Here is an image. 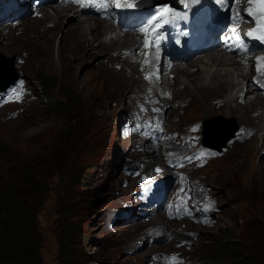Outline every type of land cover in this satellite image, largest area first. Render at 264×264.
Returning a JSON list of instances; mask_svg holds the SVG:
<instances>
[{
	"label": "rangeland",
	"instance_id": "rangeland-1",
	"mask_svg": "<svg viewBox=\"0 0 264 264\" xmlns=\"http://www.w3.org/2000/svg\"><path fill=\"white\" fill-rule=\"evenodd\" d=\"M53 4L41 7V12L50 13V9L57 6ZM15 8L19 6L12 4L5 7L3 15L8 17ZM36 11L37 9H32L31 1L24 7V12L28 13L26 16H34L20 20L21 13L12 14L15 16H9V21L14 22L0 27V55L4 58L2 63L8 65V60L14 57L13 70L18 75V80L25 79L28 84L25 99L21 104L4 106L0 110V151H3L0 156V169L10 170L33 154L46 160L53 151L63 149L61 162H65L67 175L61 174L51 179L46 199L37 215L41 233L42 264H57L59 234L64 235L65 230L70 229L74 231L71 239L73 243L70 245L80 250L79 256L85 259H78L80 264H228L229 261L224 258H221L219 263L208 259L212 244L224 231H231L235 242L243 246L242 251L237 252L242 256V263L231 264H253L248 260L253 255L251 250L258 245L256 249L264 252V238L260 239L256 235L258 228L264 225V142L259 137L264 131V123H260L258 129L248 130L252 137L241 136V140L235 139L234 136L226 145L224 155L210 161L205 168L190 170L189 174L194 182L187 189L194 192L199 187L206 186L205 191L209 192L213 199L206 200L205 205L201 198L193 207L195 215L191 220H186L184 215L178 212L180 207L177 212L173 213L172 210V220L168 219L164 214L171 215L168 213L171 207H167L170 200L177 203L185 186L176 174L169 175L163 168L161 159L164 157V150L169 149V143H166V140L161 142L163 146L157 153L159 160L141 159L137 145H145L151 140V135L145 136L143 140L133 141L138 143L137 145H131V139L134 138L130 135L134 132L139 137L142 136V132L139 134L137 131L146 123H141L145 120L142 116L147 114L143 108L134 107L133 110L130 101H114L111 96L105 100H97L98 102L90 97L94 85L98 86L97 89L101 93L108 88L109 71L119 69V65L111 64L110 58L119 54L108 53L95 42L93 48L82 51L79 59H67L66 65L63 66L56 51L61 36L70 37L73 34L71 31L67 32V28L75 22L68 14L58 28L48 55L34 59L37 54L34 48L35 37L41 34V20L44 18L43 13ZM79 17L81 20L88 18L109 25L88 15ZM10 26L13 29H4ZM114 33L122 34L117 28H114ZM107 38L109 39V36L104 38L105 41ZM125 38L133 40L128 35ZM121 39L124 38H120V41ZM3 48L6 51H3ZM123 52L126 50L120 51V54L123 55ZM254 54L255 52L252 53ZM133 61L131 59L138 71L136 79H142L143 82L145 71L142 72L140 66H137L138 62ZM164 64L166 66L165 62L161 66ZM178 66L181 69L186 68L184 65ZM250 76L251 72L247 70V78ZM44 77H50V81L57 78L55 85H49L47 92L52 101H57L62 94L70 92L78 97L74 102L73 111L69 106L49 108L48 102L40 92L41 78ZM177 77L179 76L166 75L163 77V83L156 89L158 97L163 96V91L172 95L171 99H162L166 100L165 102L170 101V105L162 107L164 135L173 132L188 133L191 125L199 124L198 135L202 140L204 124L207 123L209 126L220 127L210 141L221 143L232 126H236L237 130L247 131L241 120L226 115L219 107L225 95L218 100L214 99L216 96H212L213 99H203V104L206 102V105L214 109V115L199 119L198 110L194 105L185 109L189 103V99L183 95L185 88L177 85L170 89L171 84L177 83ZM237 81L238 88L245 89L247 80L237 78ZM143 85L144 83L136 85L134 91L139 92L138 96H143V104L147 106L151 102L149 99L153 87ZM10 91L0 94V99ZM251 95L261 100L255 91ZM136 97L133 98L134 102ZM236 101L239 104L241 99ZM260 102L262 108L255 112L256 115L264 114V101ZM160 105L163 106V103L160 102ZM71 117L76 119L74 136L66 140L65 132L69 125L67 120ZM181 153H185V148L181 149ZM69 171L74 172V179L70 177ZM257 171L260 172L261 178L255 175L254 172ZM165 174L169 175L170 183L164 189L166 197L165 208L161 210L163 214L157 213L155 209L150 215L149 207L158 199L156 190L160 191L162 186L159 184L167 181V176L162 178ZM2 175L7 177L4 172ZM196 179L202 183L201 186ZM152 180L156 181L155 185L151 184ZM144 191L151 193L148 197L151 203L146 204L147 206L143 203ZM67 204L75 208L72 217L63 211ZM157 206L161 208L162 204L158 203ZM156 221L160 224L153 227L152 223ZM263 234L264 228L261 235Z\"/></svg>",
	"mask_w": 264,
	"mask_h": 264
},
{
	"label": "bare ground",
	"instance_id": "bare-ground-1",
	"mask_svg": "<svg viewBox=\"0 0 264 264\" xmlns=\"http://www.w3.org/2000/svg\"><path fill=\"white\" fill-rule=\"evenodd\" d=\"M193 1H196V0H189L186 2L191 3ZM198 1H201V0H198ZM55 2L56 1L54 0L46 1L44 5L36 8L37 9L36 12L40 13L41 7L54 5L53 3ZM56 4H57L56 7H53L50 9L51 11L50 13L44 12L43 10H42L43 12H41L43 13L44 18L41 20V34L36 35L35 37L36 39L34 43V48L36 49L37 54L35 55L34 59L37 60L38 58H41L42 56L48 55V52L50 51V46L53 42V39L55 38V35L57 34L58 28L61 27L63 19L69 14L70 19L75 22L71 25V27L67 28V32L71 31L73 34H71L70 37L66 35L61 36L60 41L57 44L58 47L56 51L58 57L61 59L63 63V66L66 65L67 59L70 61L79 59L82 51L86 48H93V43L95 42L98 43L100 48L106 49L108 53H112V52L118 53L119 55L115 54L116 55V56L114 55L115 57L110 58L111 64L112 65L115 64L116 66L119 65V69L118 71L114 69H111L109 71V75H110L109 83L110 84L108 88L104 86L106 87V89L101 93L97 89L98 86L94 85L92 90L90 91V97L93 100L97 101V100H105V98H107L108 96H111V99L114 101H116L117 99H122V100L124 99L125 102L130 101L131 106L133 107V110H134V107L140 108L143 102V96L142 97L138 96L139 92L134 91V88L136 87V85L141 84V83L142 84L144 83L145 85V82L144 81L141 82L142 79L141 81L138 78L136 79V75L138 74V71L136 70L135 66L131 62V59L133 61V58L135 59L133 63L139 61L137 63V66L139 67L140 57L136 53L137 51L136 40H134L133 38H132L133 40L125 38L127 36V33H125L124 35H121L120 33L113 34L114 28H117L120 31V25H117V26L112 25V24L104 25L101 22L97 23V22H94L93 19H88V18L81 20L79 16L84 15V14L80 12V9H77V10L71 9L70 6H66L58 1L57 3H55V5ZM27 14L28 13L24 12V15H27ZM88 16H90L91 18H95L96 20H99L93 15H88ZM8 28L10 29L11 26L6 27V28L4 27L5 30L6 29L9 30ZM11 29H13V27ZM108 36H109V39L107 38V40L105 41L104 38ZM120 38H124V39L123 40L121 39L120 41ZM125 50L128 54L126 52L125 53L123 52V55H121L120 51H125ZM3 51H6L5 48H3ZM258 57H264V52L254 54L252 55L251 58L244 57V58L237 59L236 60L237 62L244 65L245 68H242L233 59L226 58L223 55L217 54L215 52L214 53L210 52L204 55L202 58L194 60L193 62L188 64L186 68L184 69H181V67H175L173 70L168 71L165 64L161 66L160 69L163 71L164 76L168 75L169 77L170 74H172V76H179L177 77V83L175 81L176 84L174 85L171 84L170 89L175 88V86L177 85L183 86L185 88L183 95H185L189 99V103L186 105L185 109L186 108L188 109L194 105V107L197 108L198 110L197 117L199 119L205 116L215 114L214 109L210 105H206V102L205 104H203L204 103L203 99H209V98H212V96H216L217 98H214V99L218 100L219 97H221L220 99H222V97L225 95L224 96L225 98L224 100L221 101V104H219V107H221L222 111L226 115L234 116L237 118V120H241L243 125L246 126L247 131L248 130L252 131L251 128L258 129V127L260 126V123H263L262 113H258L257 115L255 114V112H257L259 108H262V104L260 102L261 100L259 101V98L253 97L251 95L253 91L257 90V87L251 83V78L249 79L247 78V72L245 71H246V68L250 70V67L252 66V64L257 62ZM237 78H241L243 81L247 80V85L245 84L246 85L245 89L238 88L239 82L237 81ZM252 79L256 83H258L259 86L264 88V82L259 77L252 78ZM156 89H158L157 86L156 88H153L152 92L155 93L156 100H159ZM135 96L137 97L134 102L133 98ZM240 98H241V101L238 104L236 100ZM165 101H161L163 103L162 107L168 104L170 105V101H167V102ZM128 104L129 103H126V105ZM182 104L184 105V103ZM126 105L124 107H126ZM174 105L176 104L174 103ZM251 114H253L252 118H250ZM142 118L145 119L146 115H143ZM143 122H146V120L141 121V123ZM142 126L143 128L140 131H137L138 133L142 132L141 134L139 133L140 135H142L141 137H139L138 134H135L134 132L130 135L131 137L134 138V139H131L132 140L131 145H137L138 143L135 144L133 143V141L140 140V139L143 140L145 136L149 135L150 137L151 135L150 137L151 140H149V142L147 141L145 145H141V146L137 145V146L139 147L138 149H139V154L141 156V159L146 160L148 158H151V159L155 158V161H157L160 158L157 156L158 150L161 146H163L161 142H165V141H162V138L164 137V133L153 128L152 125L146 126V123H144ZM261 133L262 134L259 137L262 140V142H264V131H262ZM161 161L163 164L165 163L164 157L161 159ZM143 164L145 165L146 163H143ZM254 173L258 178H261V174L259 171L254 172ZM178 212L182 213L184 215V218H186V220L192 219L191 215L185 210V208L180 207ZM158 224H157V221L152 223L153 227H156Z\"/></svg>",
	"mask_w": 264,
	"mask_h": 264
},
{
	"label": "trees",
	"instance_id": "trees-1",
	"mask_svg": "<svg viewBox=\"0 0 264 264\" xmlns=\"http://www.w3.org/2000/svg\"><path fill=\"white\" fill-rule=\"evenodd\" d=\"M55 79L57 78L50 81V77L41 78L40 92L43 94V98L48 102L50 109L69 106L73 111L74 102L78 98L75 94L71 92L62 94L57 101H52L47 94L49 85H55ZM66 113L69 112L66 111ZM67 122L69 125L65 132V134L67 133L66 140L74 136L73 128L76 126V119L71 117ZM212 129L214 128L212 127ZM62 151L63 149L53 151L46 160L35 154L28 155L23 162L17 163L10 170L0 169V264H42L40 256L41 233L37 215L46 199L51 179L61 176V174L67 175L68 169L65 167V162H61ZM2 152L1 150L0 156ZM3 172L7 177L2 175ZM68 173L72 179L75 178L73 171ZM63 211L67 216L71 215L72 217L75 208L73 205L67 204ZM261 227L258 228L256 235L263 239L264 234H261L264 225ZM65 231L64 235L59 234L58 237L59 247L56 262L57 264H80V261H85V259L79 256L80 250L70 245L73 243L71 239H73L74 231L72 229ZM212 245L213 248L208 253V259L215 260L217 263L221 258L227 259L228 264L242 263L240 262L242 256L237 252L242 251L243 246L239 242H235L231 231L222 232L221 237ZM256 246L258 247V245ZM256 248L251 250L253 255L248 260L253 264H262L264 252Z\"/></svg>",
	"mask_w": 264,
	"mask_h": 264
},
{
	"label": "snow or ice",
	"instance_id": "snow-or-ice-1",
	"mask_svg": "<svg viewBox=\"0 0 264 264\" xmlns=\"http://www.w3.org/2000/svg\"><path fill=\"white\" fill-rule=\"evenodd\" d=\"M66 2L70 3H77L80 5V7L87 6L84 0H66ZM180 2L184 5L185 8L189 7L186 0H180ZM218 4H225L226 0H216ZM235 4H239L240 0H233ZM111 3L116 8H134L137 7L138 4L136 3V0H111ZM246 3L248 4V7L245 9V12L248 16L252 18V21L255 24V27L249 30L247 35L249 37H252L254 39L260 40L262 43H264V0H246ZM104 6V5H101ZM178 18V13L173 10L168 5H162L159 6L154 14H152L146 21V24L144 27L140 29V31L145 35V40L143 46L145 48H148L150 46L149 42V35L155 34L157 31L164 25L169 23L170 21H174ZM239 12H235L233 19H239ZM232 32L234 34V38L239 40V36L236 35V29L233 28ZM145 64L148 63L147 54L145 57ZM256 71L262 75H264V57H258L257 58V67ZM148 77H146L147 79ZM12 97H14L16 100L20 99L21 93L17 90H13ZM200 156H203L204 153L201 152L199 154ZM199 157H190L189 160L195 159Z\"/></svg>",
	"mask_w": 264,
	"mask_h": 264
},
{
	"label": "water",
	"instance_id": "water-1",
	"mask_svg": "<svg viewBox=\"0 0 264 264\" xmlns=\"http://www.w3.org/2000/svg\"><path fill=\"white\" fill-rule=\"evenodd\" d=\"M168 1L171 2V3L175 2V0H168ZM157 4H159V1L154 2L151 6H154V5H157ZM2 59H4V58H3V56L0 55V92H4L9 87L14 85V83L18 79V75L13 70L14 57H12L11 60H8L9 61L8 65H4L2 63ZM216 126L217 125H215L213 127H216ZM223 129L224 128H222V130ZM209 130H210V126L207 123L204 124L203 144H204V146H206L208 148H211V149H214V150H219L221 148H225L227 143H229L233 139V136H234L235 132L237 131V127L236 126H232L229 129L228 133L226 134V136L224 137V139L222 140L221 143H215V142L209 140L210 139L209 135H208L209 134L208 133Z\"/></svg>",
	"mask_w": 264,
	"mask_h": 264
}]
</instances>
